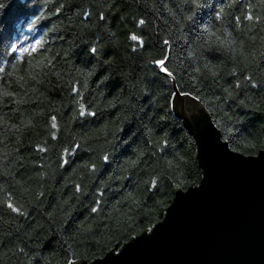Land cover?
<instances>
[{
	"label": "trees",
	"instance_id": "16d2710c",
	"mask_svg": "<svg viewBox=\"0 0 264 264\" xmlns=\"http://www.w3.org/2000/svg\"><path fill=\"white\" fill-rule=\"evenodd\" d=\"M176 89L264 149V0H0V264L102 257L198 184Z\"/></svg>",
	"mask_w": 264,
	"mask_h": 264
},
{
	"label": "water",
	"instance_id": "95a60500",
	"mask_svg": "<svg viewBox=\"0 0 264 264\" xmlns=\"http://www.w3.org/2000/svg\"><path fill=\"white\" fill-rule=\"evenodd\" d=\"M174 109L195 139L200 182L177 188L151 228L71 264H264V149L234 150L207 107L177 89Z\"/></svg>",
	"mask_w": 264,
	"mask_h": 264
},
{
	"label": "snow or ice",
	"instance_id": "6c2138e0",
	"mask_svg": "<svg viewBox=\"0 0 264 264\" xmlns=\"http://www.w3.org/2000/svg\"><path fill=\"white\" fill-rule=\"evenodd\" d=\"M252 18H253V17H252L251 15H249V16L246 17V19H248V20H251ZM140 23L143 24L144 21L141 20ZM132 39H133V40H137L138 37L133 36ZM39 44H40V41H37L35 45H31V46H30V49H31L32 51H36V48H37V46H38ZM12 51H16V48H13ZM20 51L28 52V51H29V48H23V49H20ZM93 51H95V50L93 49ZM241 55H243V52H242V51H241ZM166 59H167V57H166L164 60H159V61H157L156 63H157L159 66H161V69H162L164 72L167 73L168 70H167V68L164 67ZM168 74L171 75V73H168ZM54 119H55V118H53V120H54ZM53 127H55V124H54V123H53ZM105 159H107V157H105ZM8 206H9L10 208L13 207L11 204H9ZM13 210L15 211V210H17V209H13Z\"/></svg>",
	"mask_w": 264,
	"mask_h": 264
}]
</instances>
